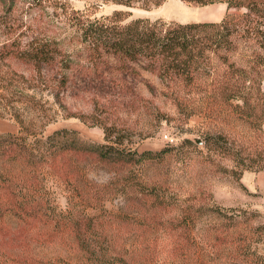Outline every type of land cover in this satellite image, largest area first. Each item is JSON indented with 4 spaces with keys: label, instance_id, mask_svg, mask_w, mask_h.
<instances>
[{
    "label": "trees",
    "instance_id": "trees-1",
    "mask_svg": "<svg viewBox=\"0 0 264 264\" xmlns=\"http://www.w3.org/2000/svg\"><path fill=\"white\" fill-rule=\"evenodd\" d=\"M87 1L93 9L114 4L150 10L166 0ZM180 1L203 7L225 2L228 11L236 13H229L220 23L128 21L130 11L93 17L64 0H29L28 23L22 14L17 15L20 6H27L25 2L20 5L23 0H0L4 8L0 16V118H13L20 127L18 135H0V229L14 221L28 224L37 217L54 223L50 231L64 222L74 231L87 263L131 264L124 256L138 248L136 242L127 244L126 239L112 235L105 227L106 218L86 211L76 220L70 208L59 216L47 215L54 204L43 192L50 181L77 184L85 176L80 158L125 165L153 160L154 155L122 149L112 138V127L104 128L105 144H87L70 129L45 132L60 118H82L68 106L69 100L82 95L96 101H102L105 94L124 97L127 90L137 87L142 72L159 78L169 90L167 98L187 118L209 120L207 146L222 119L232 118L262 132L264 0ZM144 85L153 88L146 81ZM219 133L225 142L223 151L236 163V177L245 170L264 171L263 150L257 153L259 158L238 156L227 146L223 128ZM72 158L79 162L66 164ZM155 198L164 202L158 195ZM212 211L229 221V232L234 233L235 217L228 218L219 208ZM249 230H239L242 243L236 246V258L242 264H264V254L255 246L264 241V226Z\"/></svg>",
    "mask_w": 264,
    "mask_h": 264
},
{
    "label": "rangeland",
    "instance_id": "rangeland-1",
    "mask_svg": "<svg viewBox=\"0 0 264 264\" xmlns=\"http://www.w3.org/2000/svg\"><path fill=\"white\" fill-rule=\"evenodd\" d=\"M64 1L93 17L130 11L128 21L148 18L182 24L220 23L229 13H236L228 11L225 2L203 7L166 0L160 7L144 10L114 4L93 9L87 0ZM24 2L29 0L20 5ZM26 5L20 6L17 15L22 14L29 23ZM3 10L0 4V16ZM144 81L153 88L145 87ZM136 85L124 97L105 94L102 101H96L82 95L69 100L68 106L82 118H60L45 134L70 129L87 144H105L104 128L112 127L115 144L140 155L152 152L155 159L137 158L138 162L116 165L80 158L85 176L78 178L77 184L50 181L44 190L43 195L54 204L47 215L59 216L70 208L73 220L85 211L106 218L105 227L112 235L126 239L127 244H138L124 256L131 264H242L236 258V246L242 243L239 230L250 232V227L264 226V171L245 170L236 177V163L223 151L225 142L219 132L222 128L226 132L231 152L257 158V153L264 151V126L258 133L244 122L219 120L207 146L209 120L187 118L167 98L169 90L149 72H142ZM19 133L15 119L0 118V135ZM71 161L66 164L79 162L75 158ZM216 208L228 218L235 217L234 233L229 232V221L212 211ZM61 223L50 231L54 223L41 217L29 219L28 224L9 222L0 229V247L4 249L0 262L55 264L60 259L59 264H90L77 248L74 231ZM37 239L43 243L38 244ZM255 246L264 254V241Z\"/></svg>",
    "mask_w": 264,
    "mask_h": 264
},
{
    "label": "water",
    "instance_id": "water-1",
    "mask_svg": "<svg viewBox=\"0 0 264 264\" xmlns=\"http://www.w3.org/2000/svg\"><path fill=\"white\" fill-rule=\"evenodd\" d=\"M200 143V142H199Z\"/></svg>",
    "mask_w": 264,
    "mask_h": 264
}]
</instances>
